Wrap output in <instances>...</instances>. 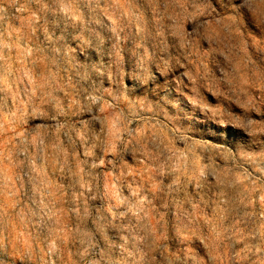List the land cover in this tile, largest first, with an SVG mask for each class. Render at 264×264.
<instances>
[{
    "label": "clouds",
    "instance_id": "obj_1",
    "mask_svg": "<svg viewBox=\"0 0 264 264\" xmlns=\"http://www.w3.org/2000/svg\"><path fill=\"white\" fill-rule=\"evenodd\" d=\"M0 264H264V0H0Z\"/></svg>",
    "mask_w": 264,
    "mask_h": 264
}]
</instances>
